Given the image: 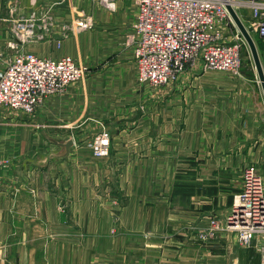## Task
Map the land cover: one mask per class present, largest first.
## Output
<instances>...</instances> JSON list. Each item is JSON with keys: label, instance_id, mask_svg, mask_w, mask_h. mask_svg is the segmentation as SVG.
<instances>
[{"label": "crops", "instance_id": "0c3cea01", "mask_svg": "<svg viewBox=\"0 0 264 264\" xmlns=\"http://www.w3.org/2000/svg\"><path fill=\"white\" fill-rule=\"evenodd\" d=\"M138 12L137 0H0V71L19 52L70 56L89 70L29 118L0 104V264L167 261L174 214L224 222L243 170L264 161V142L254 143L263 135L264 94L253 71L198 63L158 91L141 85ZM238 14L253 23L249 10ZM31 15L35 37L24 42L16 21ZM237 29L227 27L224 40L234 42ZM138 110L137 121L126 120ZM103 126L111 153L96 158L88 142ZM208 250L186 247L180 261L203 264Z\"/></svg>", "mask_w": 264, "mask_h": 264}, {"label": "built area", "instance_id": "2783aa9c", "mask_svg": "<svg viewBox=\"0 0 264 264\" xmlns=\"http://www.w3.org/2000/svg\"><path fill=\"white\" fill-rule=\"evenodd\" d=\"M137 1L139 12L132 39L143 81L164 86L198 63H203L207 70L240 74L247 42L240 37L239 29L234 42L224 40L227 27L238 28L228 11L229 5L237 13L243 9L251 12L253 23L247 28L253 27L263 43L258 51L264 59V0ZM16 28L22 41L33 39L37 28L35 16L19 18ZM85 70L69 56L52 59L19 52L0 71V104L32 114L44 98L82 80ZM110 142L109 132L99 134L92 145L95 155H108ZM209 221L204 237L230 232L241 248L250 247L258 237L264 238V175L256 166L243 170L242 189L235 195L224 222L216 217Z\"/></svg>", "mask_w": 264, "mask_h": 264}, {"label": "rangeland", "instance_id": "374dc122", "mask_svg": "<svg viewBox=\"0 0 264 264\" xmlns=\"http://www.w3.org/2000/svg\"><path fill=\"white\" fill-rule=\"evenodd\" d=\"M138 7H139V5H138ZM239 11H241V10H239ZM251 33H252V36L256 42L258 49L263 48V43L258 38V36L255 34V32H251ZM242 57H243L242 70H245V69H243L244 67H249L248 71L250 70L249 71L250 73L253 71L252 76L255 79L256 83L262 89L261 82L259 80L258 73H257L256 67L254 64L253 56H252V53L250 51L248 44H247V46H244ZM260 58H261V56H260ZM135 59H136V57H135ZM261 61H262L263 67H264V59L262 58ZM136 63H137V61H136ZM81 66L86 68L82 64H81ZM204 68H205V66H204ZM137 69H138V64H137ZM205 70H207V69H205ZM242 70H241V72H242ZM207 71H213V70H207ZM84 72H85L84 73V77H85L86 74H88V72H89L88 68H86V70ZM254 72H255V74H254ZM221 73H225V72H221ZM226 73H228V72H226ZM140 83H141V85L147 86V87L151 88L152 90H156V91H158L159 89H161L165 86V85L164 86H156V85L152 84L151 82H147L145 80L143 81L142 79H140ZM262 92H263V90H262ZM59 93H61V92H59ZM46 98H44L41 101L40 105L43 103V101ZM18 111H20V110H18ZM34 113L27 115V113H24L21 111L20 118H23V117L29 118V116H33ZM102 128L103 129L100 132H98L90 142H88V145L92 151V154L96 158L109 157L110 153H111L112 134L109 130L104 129L105 128L104 126ZM262 129H263L262 137L259 138L258 140H254V143L258 147L264 142V128H262ZM104 131L109 132L111 135V142L109 143V152L110 153L106 156H97L94 153V149H93L92 145L95 143L98 135L103 133ZM260 139H261V141H259ZM3 165H4V163L0 162V170L3 168ZM254 166H256L259 169V172L262 175H264V161L259 162V164H254ZM174 215L176 217H173L174 220H172V223H170L167 227L168 231L173 233L174 241H172L171 244L164 246V248L169 249L170 254L173 253V255L169 258L166 257L168 260L167 261H161V263H159V264H182V263L184 264L185 263L184 261H187V260L190 261V263H191L192 262V259H191L192 256H190L188 259L184 256V258L182 257V261H180V257H179L180 252H182V250L185 249L186 247H200V246H205L207 249H209L208 252L205 251L207 255L205 257V261L203 260V262H204L203 264H223V263L234 264L233 259L236 257L238 259L237 264H263V262H264V249H263L264 238H263V236L258 237V239L254 240V242L251 244L250 247H246V248L242 247L241 248L238 246V244L236 243V241L234 239L235 234L230 233V232L220 231V232H216L212 236L211 235H208L207 237L203 236L205 231H209L208 226H209V222H210L209 220L211 219V218H209L210 214H208V215L206 214L205 221H203L201 218L191 221L190 220L191 216H190L188 219L189 220L188 223L185 220L183 222L180 221V216H184V214L179 212V213H175ZM193 217H195V216H193ZM175 238H178V239L182 238V240L179 243H176ZM212 240L213 241L215 240V241L212 242ZM218 246H220V247H218ZM160 247L161 246H145V245L140 246V248H142L143 250H146L147 248H149L148 252H154V250H159ZM177 250L179 252H177ZM211 250H213V251L210 252ZM176 253H177V255H175ZM152 254L147 255V257L152 256ZM163 258H165V257H163ZM150 262H151V260L148 262V264ZM142 264H146V263L142 261Z\"/></svg>", "mask_w": 264, "mask_h": 264}, {"label": "water", "instance_id": "95a60500", "mask_svg": "<svg viewBox=\"0 0 264 264\" xmlns=\"http://www.w3.org/2000/svg\"><path fill=\"white\" fill-rule=\"evenodd\" d=\"M228 11L232 17V19L234 20L235 24L237 25L239 31H240V37L244 38L250 48V51L252 53L253 56V60H254V64L258 73V77L259 80L261 82V86H262V90H263V94H264V67L260 58V54L258 51V47L256 45V42L251 34V32H253V27H249L247 28V26L243 23L242 19L240 18V16L238 15V13L236 12L235 9L232 8V6H227ZM143 112L142 110H138L136 116H134L133 118H129L126 119L127 121L130 122H135L137 121L141 116H142ZM66 151H69L70 148L74 145V140L70 139L69 141H67L66 143L63 144Z\"/></svg>", "mask_w": 264, "mask_h": 264}, {"label": "bare ground", "instance_id": "6f19581e", "mask_svg": "<svg viewBox=\"0 0 264 264\" xmlns=\"http://www.w3.org/2000/svg\"><path fill=\"white\" fill-rule=\"evenodd\" d=\"M133 37V36H132ZM28 115V114H27Z\"/></svg>", "mask_w": 264, "mask_h": 264}]
</instances>
